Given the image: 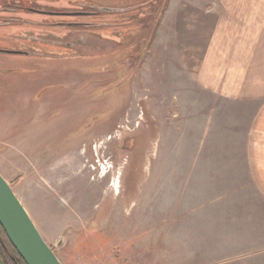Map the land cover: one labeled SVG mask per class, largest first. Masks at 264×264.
Segmentation results:
<instances>
[{
  "label": "rangeland",
  "instance_id": "374dc122",
  "mask_svg": "<svg viewBox=\"0 0 264 264\" xmlns=\"http://www.w3.org/2000/svg\"><path fill=\"white\" fill-rule=\"evenodd\" d=\"M169 1L0 0V175L62 264H150L147 237L159 226L145 214L162 202L132 201L138 184L152 193L150 162L193 144L194 131L181 130L191 114L217 115L221 133L227 113L248 108L194 86L206 57L162 38L195 0H172L157 32ZM170 74L185 86L169 89ZM236 194L220 199L217 228L180 224L163 238L190 252L213 240L195 248L203 260L261 252Z\"/></svg>",
  "mask_w": 264,
  "mask_h": 264
},
{
  "label": "crops",
  "instance_id": "0c3cea01",
  "mask_svg": "<svg viewBox=\"0 0 264 264\" xmlns=\"http://www.w3.org/2000/svg\"><path fill=\"white\" fill-rule=\"evenodd\" d=\"M171 1L157 32L171 9ZM182 8L184 16L175 19V15L173 21L171 18L163 41L194 42V56L206 57L205 66L194 73V86L210 92L214 99H226L228 104L243 101L248 108L237 115L227 113L228 129L221 133L212 127L214 120H219L217 115L205 118L191 114L181 130L194 131L193 144L179 145L172 151L169 148L166 158L150 162L151 181L146 188L152 193L144 197V189L140 190L138 184L132 199L158 205L162 202V208L145 214L149 222L159 226L150 239L147 237L153 242L148 250L150 264H264V0H195L184 3ZM170 75L169 89L185 86L174 74ZM234 121L244 128L232 130ZM159 184L162 192L156 194ZM238 191L242 195L237 200L243 202L240 208L244 231L258 236L253 248L261 252L223 261L203 260L195 248L212 250L217 246L213 240L195 245L194 252H190L189 244H174L163 238L180 224L210 227L215 223L217 228L220 199L233 201ZM194 201L198 203L191 206ZM142 216L136 214L138 218ZM160 227L161 232L156 233ZM211 228L209 233L218 231ZM249 244L243 246L252 247Z\"/></svg>",
  "mask_w": 264,
  "mask_h": 264
},
{
  "label": "water",
  "instance_id": "95a60500",
  "mask_svg": "<svg viewBox=\"0 0 264 264\" xmlns=\"http://www.w3.org/2000/svg\"><path fill=\"white\" fill-rule=\"evenodd\" d=\"M0 227L25 264H62L1 175ZM0 264H3L1 257Z\"/></svg>",
  "mask_w": 264,
  "mask_h": 264
},
{
  "label": "trees",
  "instance_id": "16d2710c",
  "mask_svg": "<svg viewBox=\"0 0 264 264\" xmlns=\"http://www.w3.org/2000/svg\"><path fill=\"white\" fill-rule=\"evenodd\" d=\"M0 257L3 264H25L0 227Z\"/></svg>",
  "mask_w": 264,
  "mask_h": 264
}]
</instances>
